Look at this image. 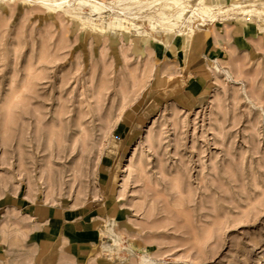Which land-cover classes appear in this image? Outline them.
<instances>
[{
    "label": "rangeland",
    "instance_id": "374dc122",
    "mask_svg": "<svg viewBox=\"0 0 264 264\" xmlns=\"http://www.w3.org/2000/svg\"><path fill=\"white\" fill-rule=\"evenodd\" d=\"M92 1L0 0L3 190L113 205L111 264H264V51H208L199 16L152 29L151 0Z\"/></svg>",
    "mask_w": 264,
    "mask_h": 264
},
{
    "label": "crops",
    "instance_id": "0c3cea01",
    "mask_svg": "<svg viewBox=\"0 0 264 264\" xmlns=\"http://www.w3.org/2000/svg\"><path fill=\"white\" fill-rule=\"evenodd\" d=\"M260 1L223 0V13L205 17L204 24L194 20L204 47L223 56L264 51V20L240 12L261 8ZM3 189L0 181V264H111L100 252L98 228L114 214L113 205L72 210L19 197L10 185Z\"/></svg>",
    "mask_w": 264,
    "mask_h": 264
},
{
    "label": "bare ground",
    "instance_id": "6f19581e",
    "mask_svg": "<svg viewBox=\"0 0 264 264\" xmlns=\"http://www.w3.org/2000/svg\"><path fill=\"white\" fill-rule=\"evenodd\" d=\"M23 1L26 2V0ZM89 1L92 0H78L73 8L70 7L69 0H37V3L43 6L48 11V13H53L56 11L58 12L61 10L62 12L63 11H65L66 13L68 12L73 16L77 15V17L79 18L78 15L82 12L83 6H89L91 12H99L104 7V5L100 2L92 1L94 3H89ZM260 3L262 6H264V1L263 2L260 1ZM222 4H223V0H196L195 5H191L189 3V0H151L148 3L146 2V5L145 3H141V2H138L137 5L139 9H143L148 6L150 7L152 5L160 7V11L158 13V22L155 23L153 21L152 16H148L147 18L149 19V25L150 27H152V29L158 27L159 29L165 31H172L174 27L176 28L177 26H183L185 20L189 21L190 19L197 16H199V18H202L198 20L199 23H203V19L205 17L210 18V16L214 13V11L221 10L222 9L221 6H223ZM124 10H129V7L128 6L126 8L121 7V14H124L123 13ZM241 12H243V14L255 15L258 18L264 19V9H257V8H253L250 10L243 9L241 10ZM125 22L127 23V25L130 24V28L131 26H133V23H131L126 18H114L112 24L114 26H118L119 28L121 27L128 29V27H126L124 24ZM184 35H185L184 38H188L189 40L191 36L190 33L186 31L184 32Z\"/></svg>",
    "mask_w": 264,
    "mask_h": 264
}]
</instances>
